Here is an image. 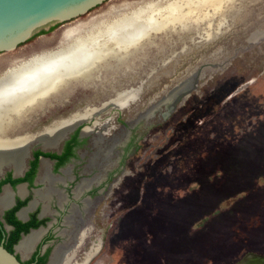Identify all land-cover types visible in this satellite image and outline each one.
Listing matches in <instances>:
<instances>
[{
  "label": "rangeland",
  "instance_id": "1",
  "mask_svg": "<svg viewBox=\"0 0 264 264\" xmlns=\"http://www.w3.org/2000/svg\"><path fill=\"white\" fill-rule=\"evenodd\" d=\"M149 1L153 0H105L88 13L53 25L52 30V26L42 29L46 32L39 31L16 49L1 52L0 68L64 47ZM238 5L242 7L239 14L230 9L225 12L226 33L197 46L180 64L167 65V58H174L168 52L176 49V42L186 50L195 31V39L209 41L225 27L206 38L193 28V22L188 23L163 52L161 45L166 40L159 35L160 46L148 47L125 67L104 68L101 78L76 83L67 97L54 100L49 109L43 107L44 102L39 104L43 108L28 120L29 126L23 124L22 132L45 134L43 127L52 119L109 96L112 99L106 105L112 104L119 114L117 108L129 107L142 85L126 84L133 83L145 69L150 85L143 99L155 97L142 112L148 115L162 99L164 104L191 87L198 72L197 89L177 111L164 122L158 124V118H153L142 126L146 139L139 142L125 165L132 173L117 177L122 183H118L115 201L118 219L110 228L116 238L113 264H127L129 258L136 264H232L249 251L264 254V0H239ZM190 27L192 31L187 32ZM156 53L165 56L163 65L155 61ZM153 73L154 77L163 73V77L152 84ZM107 80L120 88L137 89L130 98L135 99L117 104ZM162 89L157 98L155 93ZM97 108L89 107V112L96 114ZM125 117L121 115L120 120ZM41 140L48 139L37 141ZM103 228L102 224L100 230L96 228L92 238H100ZM73 235L72 243L84 234ZM106 242L100 257L110 264L112 247H108L109 238Z\"/></svg>",
  "mask_w": 264,
  "mask_h": 264
},
{
  "label": "flooded vegetation",
  "instance_id": "2",
  "mask_svg": "<svg viewBox=\"0 0 264 264\" xmlns=\"http://www.w3.org/2000/svg\"><path fill=\"white\" fill-rule=\"evenodd\" d=\"M227 30L228 28L222 30L219 36L217 35L209 41H203L199 37L195 39V35H191L190 46L187 48L189 52L187 49L182 50L180 43L176 42V49L174 47L172 50L170 49L174 53L168 52L169 55L174 54V58H167V65L170 63L172 65L180 64L185 58L184 56L191 53L197 46H204L206 43L214 41L225 34ZM175 40L176 37H174ZM159 55L156 53L155 61L157 60V63L163 65L165 56L160 55L159 57ZM154 74L150 77L152 84L163 77V73L156 74V77ZM149 76V72L145 69L133 83L126 84V86L137 87L142 85L137 99L131 102L129 107L117 108L120 110L119 114L114 111L116 107L112 104L106 105L112 96L107 99L100 98L96 103L89 102L84 106H75L74 111L85 107H98L96 117L89 121H79L57 138L51 146L45 147L41 141H32L19 171L15 169L14 164L10 165L11 163L0 167V197L5 195L7 200L3 206L0 204L1 242L7 244L15 242L11 244L13 252L22 260L23 264H49L58 245L66 243L72 249L70 264L82 262L86 253L92 248L95 250L90 257L87 258L91 252L86 255L83 264H106L100 255L108 238L110 243L108 247H112L109 263L115 262L116 238L114 233L111 234V229L118 219L115 217L117 207L115 201L117 200L118 183H122V179L120 178L118 181L117 177L132 173L125 168V165L129 157L137 151L139 142L146 139L144 136L146 129H143L142 126H147L148 121L153 118H158V124L160 121L164 122L171 113L182 106L184 99L191 96L197 89L196 83L189 95L182 99L173 111L162 109L154 112V116L146 117L142 112L146 111L149 102L155 98L153 97L149 101L143 99L150 85L148 83ZM72 86L70 85L60 93L61 95L57 94L60 95L59 97L51 96L52 99L48 103L47 99L44 102L47 103L45 108L52 107L54 100L67 97L73 90ZM162 91L163 89L155 93L156 96L158 95L157 98L162 96ZM67 101L68 99H65V102ZM73 110L67 116L72 114ZM36 113L38 112L35 111L25 118L23 124L27 123L29 126L30 121L28 120L33 118ZM131 113L133 114L130 115ZM124 114L126 117L121 121V115ZM67 116L52 119L43 128L51 127L55 122ZM87 128L88 130L85 131ZM37 132L39 131L29 133ZM137 162L141 164V159H137ZM101 224L104 227V232L100 238H96L99 242H95L96 239L92 237L95 235L96 228L99 229ZM107 230L108 233L105 232ZM35 232L39 235L31 245L29 252L24 256L18 249V244L24 237ZM79 233L84 234L83 238L72 243L73 234ZM127 264L136 263L132 258H129Z\"/></svg>",
  "mask_w": 264,
  "mask_h": 264
},
{
  "label": "bare ground",
  "instance_id": "3",
  "mask_svg": "<svg viewBox=\"0 0 264 264\" xmlns=\"http://www.w3.org/2000/svg\"><path fill=\"white\" fill-rule=\"evenodd\" d=\"M238 1H149L103 22L91 33L72 40L70 44L64 47L34 55L30 59L7 69L0 68V167L11 163L10 165L14 164L15 169L19 171L32 141L48 139L46 141L41 140V143L45 147L51 146L57 138L61 137L76 123L89 121L97 114L89 112V107H86L83 110L74 111L64 119L55 122L51 127H46L45 134L23 133L24 119L38 108L45 107L52 99L51 96L56 97L55 95L64 92L70 85L80 81L89 83L95 78H99L104 68L109 69L113 66L120 68L121 65L130 64L131 60L136 59V56L148 47L160 46L162 42L157 41L159 35L165 37L166 40L161 45L163 52L166 49L165 45L174 43V38L171 35L174 34L178 38V30L188 28L192 22L195 30L200 31L205 37L207 36L206 38H210L211 32L226 26L224 24L227 21L225 14L227 10H233L238 14L241 12L242 7L238 5ZM189 31H192L191 27L187 30V32ZM196 34L197 31H195ZM108 85H111L109 81ZM111 88L114 101L120 105L128 104L137 98L140 91H137L135 98L130 99L137 89L129 90L127 87L120 88L114 85H111ZM45 101L47 103H43ZM41 103L44 106H40V108L38 105ZM164 104L163 106H166L169 102L166 101ZM160 107L161 105H159ZM157 109L158 106L145 116H151ZM17 126L20 128H16ZM87 130L88 128L85 129V131ZM4 196L0 197L2 206L7 201ZM67 222L69 223V220ZM37 235L39 233H32L24 237L18 244V249L22 251L24 256L31 249ZM67 245V243L58 245L49 264H70L72 249ZM92 253H89L87 258Z\"/></svg>",
  "mask_w": 264,
  "mask_h": 264
},
{
  "label": "water",
  "instance_id": "4",
  "mask_svg": "<svg viewBox=\"0 0 264 264\" xmlns=\"http://www.w3.org/2000/svg\"><path fill=\"white\" fill-rule=\"evenodd\" d=\"M104 1L0 0V53L14 50L42 29H48L58 23L71 21L90 12ZM194 75L195 78L191 87L181 90L171 97L168 100L169 104L166 106H163L164 99L159 101L161 107H158L155 112L162 109H166L169 112L173 111L177 104L189 95L192 88H194L198 72H195ZM154 114L151 116H154ZM3 244V241L0 242V264H23L16 253L8 250ZM233 264H264V254L249 251Z\"/></svg>",
  "mask_w": 264,
  "mask_h": 264
},
{
  "label": "trees",
  "instance_id": "5",
  "mask_svg": "<svg viewBox=\"0 0 264 264\" xmlns=\"http://www.w3.org/2000/svg\"><path fill=\"white\" fill-rule=\"evenodd\" d=\"M54 28H55V26H52L50 30H52V29H54ZM45 32H46V30H41L39 34H41V33H45ZM35 35H36V34H35ZM35 35H34L33 37H35ZM33 37H31V38H33ZM31 38H30V39H31ZM0 242H1V237H0ZM13 243H15V242H11L10 244L4 243L3 245H5V247L8 248V250H10V251L13 252V248H12V245H11V244H13Z\"/></svg>",
  "mask_w": 264,
  "mask_h": 264
}]
</instances>
